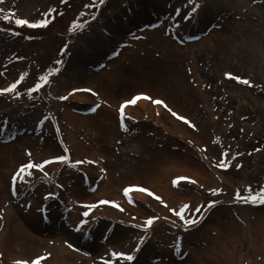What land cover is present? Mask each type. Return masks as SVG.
<instances>
[{"label": "rangeland", "instance_id": "obj_1", "mask_svg": "<svg viewBox=\"0 0 264 264\" xmlns=\"http://www.w3.org/2000/svg\"><path fill=\"white\" fill-rule=\"evenodd\" d=\"M261 1L0 3V89L21 80L0 94V264L39 256H47L41 264H264V204L237 198L264 187ZM246 15L253 19L240 22ZM83 89L90 91L73 92ZM140 94L167 108L141 99L122 121L121 104ZM184 155L198 174L167 167ZM59 156L67 162L13 183L21 165ZM156 157L153 174L144 173ZM221 159L227 168L216 166ZM179 177L188 179L174 184ZM130 186L154 195L133 190L130 203ZM209 201L217 203L188 228L169 211L187 204L185 218H193Z\"/></svg>", "mask_w": 264, "mask_h": 264}, {"label": "snow or ice", "instance_id": "obj_2", "mask_svg": "<svg viewBox=\"0 0 264 264\" xmlns=\"http://www.w3.org/2000/svg\"><path fill=\"white\" fill-rule=\"evenodd\" d=\"M2 2H3V0H0V3H2ZM190 2H191V0H190ZM99 3L103 4L104 0H99ZM197 7H193L192 8V12L193 13L197 10ZM0 11H3V10L0 9ZM52 11L53 10L50 9L49 12L46 13L45 15L46 16L50 15ZM177 11L179 12L180 10H177ZM3 18L5 20L9 19V17L7 15H5ZM49 23H50V21L48 19H44V20H40V21H36V22H29L26 19H16L15 20V24L16 25H18V26L27 25L28 27H31V28L46 27ZM81 27H83V25L76 24V25L73 26V30H75L76 28H81ZM57 63H60V61H58ZM54 71H59V69L57 68ZM53 74L54 73H48V74L40 76L39 77V81H41L43 83H39L38 82L33 88L29 89L28 91L30 93L38 91L43 86V84L48 83V76L49 75H53ZM0 75H2V74H0ZM24 75H26V73ZM226 76H228L229 78H232V79H236L238 82L243 83L245 85H250V82L247 79L241 80L239 77L231 76V74H226ZM20 83H21V80H16L13 84L8 86L7 88L0 89V94L13 92L16 89L17 85L20 84ZM75 91H90V90L89 89L73 90V92H75ZM71 94H73V93H70L69 95H71ZM67 98L68 97H60V99H67ZM141 99L150 100L152 103L157 104V105L164 104V102L161 101V100H158V99L157 100H153L151 97L143 95V94L134 96L130 100L125 101L124 103H122L121 106H120L119 111H120V114H121L122 121H123V117H124V109L128 105H135L137 103V101H139ZM97 107H99V105H97ZM164 107L167 108V105L164 104ZM93 111H95V109H93ZM169 111H171V109H169ZM172 115L176 116L178 119L184 120L186 123H190V122H188L186 120V118L178 116L177 113H175V112H172ZM121 126L125 127V125L123 123L121 124ZM56 161H59V162H62V163L67 162V157L66 156H59V157H55V158H53L51 160H45V161H43V163H38V164H33L31 161H29L27 164L21 165L20 168L17 170V172L12 177L13 183H15L18 178L20 180H23L25 175H31V171H30L31 169L36 168V169L43 170L45 165L50 164V163H54ZM76 163L80 164V163H84V161H76ZM89 163H93V162L89 161ZM229 163L230 162H226L224 159H221L216 166L221 167V168H227L229 166ZM236 167H240V165H236ZM102 171H103V169H102ZM45 175H47V173H45ZM182 179H188V178L179 177L176 180H174L173 183L176 184V183L179 182V180H182ZM191 182L195 183V181H191ZM133 190L140 191V192H146L148 195H154L153 193H151L150 191H148L147 189H144V188H136L134 186L126 187L123 190V193H124L125 197H128L130 203L132 201H131V197H129L128 194L131 191H133ZM211 191L215 195L216 193H218V192H220L222 190L221 189H212ZM248 191H249V195L247 197H240L239 193H237V198L242 199L246 203H260V204H264V187H261L260 191L254 193V194L251 192V190H248ZM155 198L158 199V200L160 199L159 197H155ZM99 203L100 204H109V203H111L114 207H119V205L116 202H110V201L104 200V201H100ZM216 203H217V201H209L208 205L206 206V208L203 211L201 210L200 207H197L191 214L193 218H187V219L185 218V212L188 211V209L190 207L187 204L182 205L180 207L179 211H175L173 209H169V211H173L174 214L177 217H179L181 220L184 221V227L188 228L189 226L198 224L200 222V220L203 219L204 213L207 212L208 209H211L212 207H214ZM85 207L88 208L89 211H90L92 208L97 207V205H85ZM89 211H85L82 215L85 216V217L88 216L89 215ZM121 211H123V209H121ZM197 213H199L200 215L197 216ZM154 219L155 218L149 217L145 221V223L142 225V227H144L145 229L151 227L153 222H154ZM84 223H86V221H82L81 222V224H84ZM137 227H141V225H137ZM179 249H180V244H179V242H177V250H179ZM112 256L119 257L120 259L129 261V262L134 260V257L132 255L125 254V253L113 252ZM45 259H47V256L36 257L34 260L31 261V264H41V261H43ZM15 264H29V262H27V261H16ZM105 264H111V261H106Z\"/></svg>", "mask_w": 264, "mask_h": 264}, {"label": "bare ground", "instance_id": "obj_3", "mask_svg": "<svg viewBox=\"0 0 264 264\" xmlns=\"http://www.w3.org/2000/svg\"><path fill=\"white\" fill-rule=\"evenodd\" d=\"M259 4H261V6H263L264 5V0H262ZM256 6L259 7V5H256ZM251 19H253V18H251V16H247L246 15L245 18L241 19L242 21L240 19H239V21L247 23V22L251 21ZM250 33L252 35L253 32H250ZM137 104L143 106V105H145V101L144 100H139V101H137ZM183 157H184V159L181 162L180 161H177V162L176 161L175 162L171 161L170 164L167 165V167H170L169 168L170 170H174V171L177 172L175 174V176H177V175H180V176L186 175V172L190 173V174H193V175L198 174L197 173V169H198L199 165H197V163H195L193 160H191L187 155H184ZM152 161L153 162H151V164L147 163V165H144V170H143L144 173H148V171H150L153 174L154 165L159 161V159L156 157V159L153 158ZM188 170H191L192 172H190ZM152 174H149V175H152Z\"/></svg>", "mask_w": 264, "mask_h": 264}]
</instances>
